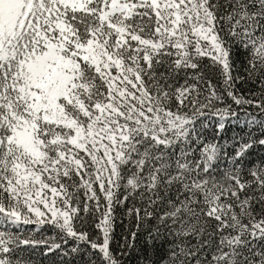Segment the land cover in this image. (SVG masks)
I'll use <instances>...</instances> for the list:
<instances>
[{"label": "snow or ice", "instance_id": "obj_1", "mask_svg": "<svg viewBox=\"0 0 264 264\" xmlns=\"http://www.w3.org/2000/svg\"><path fill=\"white\" fill-rule=\"evenodd\" d=\"M208 66L262 118L249 117L260 138L238 137L223 168L198 117L236 113L215 107ZM253 144L264 147V0H0V264L78 252L69 241L92 264H122L115 217L139 223L141 207L167 233L159 264H264ZM82 213L96 236L78 227ZM21 221L52 235H24Z\"/></svg>", "mask_w": 264, "mask_h": 264}, {"label": "trees", "instance_id": "obj_2", "mask_svg": "<svg viewBox=\"0 0 264 264\" xmlns=\"http://www.w3.org/2000/svg\"><path fill=\"white\" fill-rule=\"evenodd\" d=\"M237 64H239V61H237ZM238 71L241 76L245 75L242 66L239 67ZM203 74L205 76V82L210 80L212 85L215 86L218 94L222 97L223 102L217 101L215 107L222 108L227 105L236 113L235 116H226L223 121H220L218 116L209 114L211 111L210 109L205 108L203 109L205 115L198 117V119L203 122V127H198L197 132L205 138L206 142L211 141L218 144V155L221 161H224L221 165V168H223L227 163L225 153L229 156L233 155L238 137L255 136L257 139L260 138L261 129L259 124L252 123L250 125L249 117L254 118L255 121H260L262 118L259 110L255 107H250L246 104L237 105L227 96L218 71L208 66L204 69ZM232 74L233 76L237 75V68L235 66ZM201 86H203V84ZM250 87H252L251 84H245L240 80L235 81L236 92L245 97L248 96ZM255 90L256 89L253 88V91ZM217 122H222L224 127L219 129L216 128ZM261 157H264V147L259 144H253L250 149L247 150L245 160H251L255 163L258 162ZM81 215L82 219L78 227L96 236L98 230L95 229L92 223L93 216L83 213ZM154 225H157L156 220L151 217H144L142 207L139 223L134 213L131 216L127 214L119 215V213L116 215L109 243L111 249L116 254L119 255L121 250L123 251L124 255L119 256V259L122 260V264H159L160 260L163 259L162 253L168 246L166 243H163L167 233L157 236L156 232L153 230ZM41 229H43V231H41ZM16 230L22 232L24 235H27L28 231H32V235L36 239H40L41 236L48 237L52 235L50 227L44 225L38 227L34 221L28 224H24L23 221H21V227H18ZM133 232H135V237H133ZM150 233L151 237L149 235ZM100 239H102V236ZM168 239L171 238L168 237ZM122 245L123 249H121ZM129 245L132 246L129 247ZM73 246L78 247L79 251L71 253L70 255H61L55 252L49 253L46 258L37 256L36 264H59L60 261H64L65 264H92V262L96 261L97 257L85 243L81 242L76 245L75 242L69 241L68 247L70 248Z\"/></svg>", "mask_w": 264, "mask_h": 264}]
</instances>
